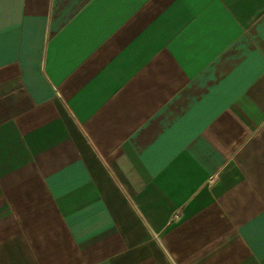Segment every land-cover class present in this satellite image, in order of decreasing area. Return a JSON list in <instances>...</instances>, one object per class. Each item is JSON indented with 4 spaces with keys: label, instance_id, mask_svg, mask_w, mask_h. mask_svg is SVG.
Returning a JSON list of instances; mask_svg holds the SVG:
<instances>
[{
    "label": "crops",
    "instance_id": "obj_1",
    "mask_svg": "<svg viewBox=\"0 0 264 264\" xmlns=\"http://www.w3.org/2000/svg\"><path fill=\"white\" fill-rule=\"evenodd\" d=\"M0 264H264V0H0Z\"/></svg>",
    "mask_w": 264,
    "mask_h": 264
}]
</instances>
